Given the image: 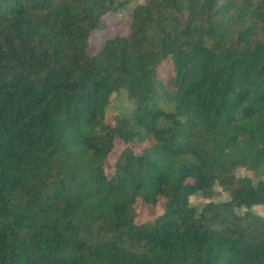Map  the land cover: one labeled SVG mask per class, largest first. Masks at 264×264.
I'll return each instance as SVG.
<instances>
[{"label": "trees", "instance_id": "obj_1", "mask_svg": "<svg viewBox=\"0 0 264 264\" xmlns=\"http://www.w3.org/2000/svg\"><path fill=\"white\" fill-rule=\"evenodd\" d=\"M130 3L0 0V264H264V0Z\"/></svg>", "mask_w": 264, "mask_h": 264}, {"label": "rangeland", "instance_id": "obj_2", "mask_svg": "<svg viewBox=\"0 0 264 264\" xmlns=\"http://www.w3.org/2000/svg\"><path fill=\"white\" fill-rule=\"evenodd\" d=\"M144 0H131V3L129 4L130 9L134 7L135 5L142 3ZM129 10H124L122 11L118 16L116 17L113 14H108L105 18L107 21V28L102 31H96L94 35L92 36L91 39V45L89 48V53L93 54L96 52L98 47L100 46L101 42L107 38V37H113L116 34H125L128 30V26L130 23V18H129ZM170 72V66L168 63H162L159 66L158 69V76L160 79H165L168 77ZM132 103L128 99L126 92L124 90L120 91L119 93H116L112 95L110 99V103L108 105V111L107 112V117L111 119V114H117V113H126L129 110H131ZM125 147L124 143L121 141H116L114 144V147L110 154L108 155V158L106 159L105 162V172L107 175H111L114 170V162L116 158L118 157L120 151ZM133 148L135 149L136 152H139L140 147L133 145ZM237 173L240 175H252L251 171L246 170L245 168H239L237 170ZM215 199L220 200V199H225L224 193H220ZM191 202L201 204L204 201L206 202L207 199L205 198H200L197 195H193L190 197ZM204 202V203H205ZM163 204V199H159L158 201V206L155 209L150 208L149 205L147 204H136L135 205V210L137 212L136 214V223H142L145 221H153L154 218L160 214L162 211V206ZM252 211L256 212L257 214H260L264 217V205L258 204L254 207H252Z\"/></svg>", "mask_w": 264, "mask_h": 264}]
</instances>
